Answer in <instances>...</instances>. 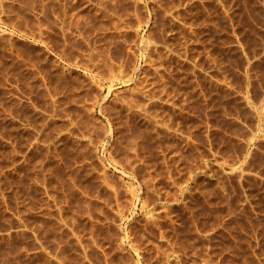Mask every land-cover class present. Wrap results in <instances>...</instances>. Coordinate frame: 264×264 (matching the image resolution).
Here are the masks:
<instances>
[{
	"label": "rangeland",
	"instance_id": "obj_1",
	"mask_svg": "<svg viewBox=\"0 0 264 264\" xmlns=\"http://www.w3.org/2000/svg\"><path fill=\"white\" fill-rule=\"evenodd\" d=\"M0 264H264V0H0Z\"/></svg>",
	"mask_w": 264,
	"mask_h": 264
}]
</instances>
